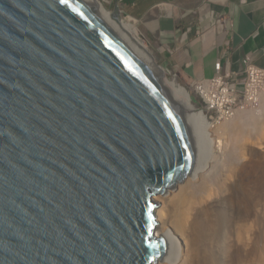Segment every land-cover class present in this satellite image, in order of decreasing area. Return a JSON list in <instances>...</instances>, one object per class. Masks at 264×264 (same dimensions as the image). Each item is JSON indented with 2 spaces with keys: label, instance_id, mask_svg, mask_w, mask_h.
<instances>
[{
  "label": "water",
  "instance_id": "1",
  "mask_svg": "<svg viewBox=\"0 0 264 264\" xmlns=\"http://www.w3.org/2000/svg\"><path fill=\"white\" fill-rule=\"evenodd\" d=\"M202 102L117 0H0V264H158L155 198L209 161Z\"/></svg>",
  "mask_w": 264,
  "mask_h": 264
},
{
  "label": "rangeland",
  "instance_id": "2",
  "mask_svg": "<svg viewBox=\"0 0 264 264\" xmlns=\"http://www.w3.org/2000/svg\"><path fill=\"white\" fill-rule=\"evenodd\" d=\"M133 20L144 36L157 47L138 21L134 18ZM163 55L167 58L164 53ZM185 81L204 106L192 88V82ZM263 100L247 112L226 122L212 121L205 111L212 142L209 161L176 190L155 198L158 204L159 229L164 224L165 215L169 213L171 220L169 218L167 228L172 229L181 239L184 248L187 242L185 230L193 217L206 213L207 218L210 215L208 221L211 220L214 224L217 215H220L219 211L216 212L215 205L220 199L226 200L222 215L228 219V226L222 230L218 245L224 257L223 264H230V261H237L236 264H264ZM180 209L182 213L185 211L189 214L185 213L187 220L182 218L178 225L180 218L177 211Z\"/></svg>",
  "mask_w": 264,
  "mask_h": 264
},
{
  "label": "crops",
  "instance_id": "3",
  "mask_svg": "<svg viewBox=\"0 0 264 264\" xmlns=\"http://www.w3.org/2000/svg\"><path fill=\"white\" fill-rule=\"evenodd\" d=\"M187 81L264 68V0H117Z\"/></svg>",
  "mask_w": 264,
  "mask_h": 264
},
{
  "label": "built area",
  "instance_id": "4",
  "mask_svg": "<svg viewBox=\"0 0 264 264\" xmlns=\"http://www.w3.org/2000/svg\"><path fill=\"white\" fill-rule=\"evenodd\" d=\"M242 73L224 72L221 62L211 79L193 81L191 86L200 97L205 111L213 121L233 119L257 105L262 98L259 89L264 86V68L245 59Z\"/></svg>",
  "mask_w": 264,
  "mask_h": 264
},
{
  "label": "bare ground",
  "instance_id": "5",
  "mask_svg": "<svg viewBox=\"0 0 264 264\" xmlns=\"http://www.w3.org/2000/svg\"><path fill=\"white\" fill-rule=\"evenodd\" d=\"M259 97L262 98L261 100L264 99V86L260 87L259 89ZM228 120H231V119H225L221 122H226ZM214 122H218V121H214ZM208 125L210 127L209 120H208ZM191 195L193 194L191 193ZM225 204H226V200L224 199H220L219 201H217L215 205V207H217L216 212L219 211L220 215H217V221L214 222V224L211 223V220L208 221V218L210 219V215L207 218V214L206 213L204 214V211L202 212L204 215H197L193 217L192 222H189V226L187 227V229L186 227L184 228L186 229L185 238L187 240L185 244V248L183 247V243L181 242V239L173 232V230L170 228H167V225L169 224V218L171 220V217H169V213L166 214L164 217L165 218L164 224L160 226V229L158 228L157 234L158 236L165 238L167 240L168 245H169V251H168V254L165 260L158 264H163V263H168V264H223L222 259H224V257L223 255H221L218 245H219V238H220V234L222 230L228 226V219L224 215H222L223 214L222 209L224 208ZM181 209L177 211L179 213V218H180L178 225L181 224L180 220H182V218L183 220H187V215H185L186 212L184 211V213H182ZM186 214H189V213L187 212ZM184 216H185V219H184ZM182 224H184L183 221H182ZM236 263L237 261H230V264H236Z\"/></svg>",
  "mask_w": 264,
  "mask_h": 264
}]
</instances>
